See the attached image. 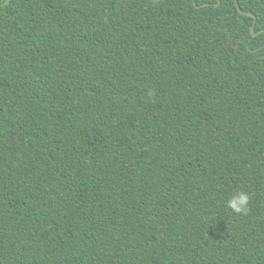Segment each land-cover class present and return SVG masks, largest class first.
<instances>
[{
	"label": "trees",
	"instance_id": "trees-1",
	"mask_svg": "<svg viewBox=\"0 0 264 264\" xmlns=\"http://www.w3.org/2000/svg\"><path fill=\"white\" fill-rule=\"evenodd\" d=\"M0 264H264V0H0Z\"/></svg>",
	"mask_w": 264,
	"mask_h": 264
},
{
	"label": "clouds",
	"instance_id": "clouds-1",
	"mask_svg": "<svg viewBox=\"0 0 264 264\" xmlns=\"http://www.w3.org/2000/svg\"><path fill=\"white\" fill-rule=\"evenodd\" d=\"M250 197L246 192L233 196L227 203V207L237 213H246Z\"/></svg>",
	"mask_w": 264,
	"mask_h": 264
},
{
	"label": "water",
	"instance_id": "water-1",
	"mask_svg": "<svg viewBox=\"0 0 264 264\" xmlns=\"http://www.w3.org/2000/svg\"><path fill=\"white\" fill-rule=\"evenodd\" d=\"M236 3L238 4L237 1H236ZM194 4H195V2H194ZM195 6H196V4H195ZM248 15H249V16H253V15H251V14H248ZM251 32H252V35H253V36H256V35H257V34L255 33V31H254V26H253ZM233 43H234V40L232 41L231 45H232Z\"/></svg>",
	"mask_w": 264,
	"mask_h": 264
}]
</instances>
